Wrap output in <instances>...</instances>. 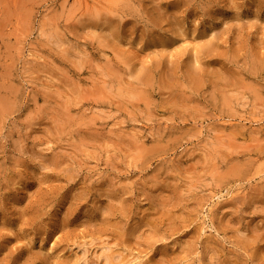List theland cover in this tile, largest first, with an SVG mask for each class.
I'll list each match as a JSON object with an SVG mask.
<instances>
[{
  "label": "rangeland",
  "instance_id": "rangeland-1",
  "mask_svg": "<svg viewBox=\"0 0 264 264\" xmlns=\"http://www.w3.org/2000/svg\"><path fill=\"white\" fill-rule=\"evenodd\" d=\"M0 264H264V0H0Z\"/></svg>",
  "mask_w": 264,
  "mask_h": 264
}]
</instances>
